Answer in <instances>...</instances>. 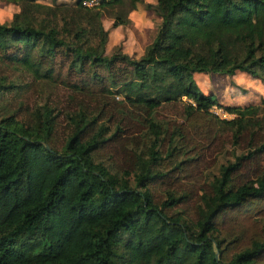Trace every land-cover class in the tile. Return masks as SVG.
Returning <instances> with one entry per match:
<instances>
[{"label": "trees", "instance_id": "1", "mask_svg": "<svg viewBox=\"0 0 264 264\" xmlns=\"http://www.w3.org/2000/svg\"><path fill=\"white\" fill-rule=\"evenodd\" d=\"M3 1L21 11L0 25V67L48 84L59 59L80 80L0 116V264H264V131L193 78L264 81V0ZM138 4L153 38L105 55L102 12L115 28ZM225 144L244 153L205 180Z\"/></svg>", "mask_w": 264, "mask_h": 264}, {"label": "rangeland", "instance_id": "2", "mask_svg": "<svg viewBox=\"0 0 264 264\" xmlns=\"http://www.w3.org/2000/svg\"><path fill=\"white\" fill-rule=\"evenodd\" d=\"M40 3L50 5L52 3L72 4L74 0H38ZM153 2V0H144V2ZM155 1V0H154ZM98 0H89L86 5H96ZM9 6L16 7L11 3L0 0V10H6ZM142 11H130L125 22L115 28L111 27V17L102 12L100 17L103 28L107 31V40L104 47V54L109 56L118 46L121 51L129 56L137 58L141 55L143 48L153 38L159 19L150 11L144 8L143 4H138ZM159 20V21H158ZM5 22H8L5 19ZM56 61V73H60L59 79L53 83H42L32 81L28 76L23 75L18 69L0 67V79L5 84L14 85L12 92H4L0 96V116L5 115L15 109L16 103L21 102V108L32 109L36 105L44 102H53L55 104L63 103L64 98L71 93V88L67 85L70 82H78L79 78H65V64L59 59ZM59 68V69H58ZM97 72L102 73L101 69ZM194 80L203 94L211 93L221 105L239 106L243 115V126L258 128L264 131V81L253 78L246 73L236 72L232 75L209 74L197 75ZM210 111L219 118H232L223 112L220 108H211ZM164 118L173 119L167 111H162ZM16 118H21L19 112H15ZM160 118V117H159ZM177 121L180 119L176 118ZM243 151L234 149L229 144H225L220 153L215 156V162L203 171V178L207 181L218 175L221 165L233 160V155L242 154ZM264 224V222H263Z\"/></svg>", "mask_w": 264, "mask_h": 264}, {"label": "clouds", "instance_id": "3", "mask_svg": "<svg viewBox=\"0 0 264 264\" xmlns=\"http://www.w3.org/2000/svg\"><path fill=\"white\" fill-rule=\"evenodd\" d=\"M21 9L19 7L9 6L6 10H0V25L5 23V19L9 22L14 18L15 14H19Z\"/></svg>", "mask_w": 264, "mask_h": 264}, {"label": "crops", "instance_id": "4", "mask_svg": "<svg viewBox=\"0 0 264 264\" xmlns=\"http://www.w3.org/2000/svg\"><path fill=\"white\" fill-rule=\"evenodd\" d=\"M144 1V0H143ZM146 2V1H145ZM148 3H154V0H153V2H148ZM142 9V8H141ZM139 7H137L136 8V10H139L140 12L142 11ZM136 10H133V12H136ZM151 11V10H150ZM152 12V11H151ZM153 13V12H152ZM154 14V13H153ZM156 16V15H155ZM157 17V16H156ZM157 19H159L158 17H157ZM160 20V19H159ZM158 20V21H159ZM236 72H239V71H236ZM235 72V73H236ZM241 73H243V72H241ZM209 74H211L212 75V73H208V74H205V73H194L193 74V78L195 77V76H197V75H209ZM226 76V75H225Z\"/></svg>", "mask_w": 264, "mask_h": 264}, {"label": "built area", "instance_id": "5", "mask_svg": "<svg viewBox=\"0 0 264 264\" xmlns=\"http://www.w3.org/2000/svg\"><path fill=\"white\" fill-rule=\"evenodd\" d=\"M213 108H215V107H213Z\"/></svg>", "mask_w": 264, "mask_h": 264}]
</instances>
